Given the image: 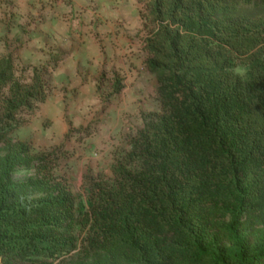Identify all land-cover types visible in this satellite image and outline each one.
I'll return each instance as SVG.
<instances>
[{
    "label": "trees",
    "instance_id": "1",
    "mask_svg": "<svg viewBox=\"0 0 264 264\" xmlns=\"http://www.w3.org/2000/svg\"><path fill=\"white\" fill-rule=\"evenodd\" d=\"M146 9L159 108L110 177H85L81 208L57 173L63 145L35 151L10 137L63 57L25 78L0 56V264H264V0Z\"/></svg>",
    "mask_w": 264,
    "mask_h": 264
},
{
    "label": "rangeland",
    "instance_id": "2",
    "mask_svg": "<svg viewBox=\"0 0 264 264\" xmlns=\"http://www.w3.org/2000/svg\"><path fill=\"white\" fill-rule=\"evenodd\" d=\"M102 1L109 6L106 14L119 13L116 19L110 17L115 21L111 37L106 33L103 38L98 36L99 23L105 19L98 10ZM147 1L0 0V56L11 53L25 78L31 75L32 66L48 63L55 55L67 58L61 53L42 54L36 50L37 39L28 27H37L43 21L46 8L66 11L58 12V16L75 23L67 33L78 35L77 39H69L72 47L78 49L85 34L92 35L98 46L96 55L80 57L77 53L75 57L79 65L76 76L83 78L80 88H69L60 82L56 68L62 60L53 69V63H49L46 100L36 106L32 115L23 114L24 121L10 133L14 140L29 142L35 151L63 145L65 155L58 162L57 173L69 182L80 208L87 199L85 177H110L114 159L128 149L130 138L141 128L142 115L159 108L155 77L144 66L146 55L141 42ZM43 43L51 49L50 40ZM116 80L118 92L114 91ZM14 177L24 178L20 173Z\"/></svg>",
    "mask_w": 264,
    "mask_h": 264
},
{
    "label": "crops",
    "instance_id": "3",
    "mask_svg": "<svg viewBox=\"0 0 264 264\" xmlns=\"http://www.w3.org/2000/svg\"><path fill=\"white\" fill-rule=\"evenodd\" d=\"M109 7L108 3L105 1H102L100 3V6L98 10L101 12V15H105V19H102L99 23L98 32L100 35H98L100 38H103L105 33L106 35H109L111 37V30L115 29V22L113 19L117 18V13H110L111 11H108V14H106L105 9ZM60 8V7H59ZM59 13H64L66 11L62 9ZM97 11V10H96ZM58 12H55L54 10H51L50 7L46 8L44 11V14L42 15L43 21L37 26V27H28L33 30L35 35V39H37L36 44L38 47L36 50L40 51L42 54H47V52H50L51 54H64L67 58L60 61L59 66L56 68V75L60 79V82L63 83L65 86H69V88H76L81 87L83 78L81 76L77 77V68H78V62L77 58H75L78 54L80 57H91L93 55L97 54L98 46H95L96 43L93 42L92 35H82L81 39L84 41L83 44L80 45L78 49L72 47L71 42L69 43V39H77L78 35H67L68 32H70V26L72 27L75 25L74 22L71 21H64L62 18L58 16ZM96 16H98L96 14ZM119 16V15H118ZM113 18V19H110ZM88 27H91V25H88ZM35 30V31H34ZM33 34V33H32ZM43 38V39H42ZM42 39V44L41 41ZM43 40H50L52 42V47L49 50L45 43H43ZM78 65V66H77ZM84 70V69H82Z\"/></svg>",
    "mask_w": 264,
    "mask_h": 264
}]
</instances>
